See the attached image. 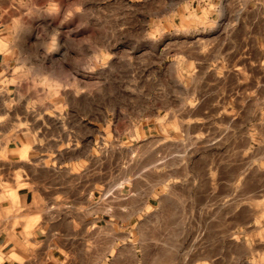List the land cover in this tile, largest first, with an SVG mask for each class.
I'll list each match as a JSON object with an SVG mask.
<instances>
[{
    "label": "rangeland",
    "instance_id": "374dc122",
    "mask_svg": "<svg viewBox=\"0 0 264 264\" xmlns=\"http://www.w3.org/2000/svg\"><path fill=\"white\" fill-rule=\"evenodd\" d=\"M0 60V137L94 181L63 264H264V0H0ZM41 151L3 150L0 219Z\"/></svg>",
    "mask_w": 264,
    "mask_h": 264
},
{
    "label": "crops",
    "instance_id": "0c3cea01",
    "mask_svg": "<svg viewBox=\"0 0 264 264\" xmlns=\"http://www.w3.org/2000/svg\"><path fill=\"white\" fill-rule=\"evenodd\" d=\"M1 64L0 60V69ZM12 143L13 146H11ZM48 143L60 144L62 140L55 138L54 141ZM34 144L35 141L32 139L21 141L16 138L0 137V163L4 160L2 157L4 149L6 153H13L8 159L20 161L21 159L16 156L18 149L30 148L41 151V148H35ZM11 148L12 151H10ZM15 149L17 150L15 151ZM60 150L55 148L54 152H47L42 149L40 152L43 154L40 157L43 161L41 170L46 173L20 174V182L23 185L16 189L18 202L13 206L10 205L14 209L12 214L0 219V223L5 225L0 227V256L2 257L0 264H63L67 255L74 256V252L65 241V239L72 240L74 238V230H66L62 224L64 219H68L73 225L77 223L78 217L65 218V213L62 210L92 206L94 203V181L87 178L85 187L79 189L77 186L78 176L86 172L74 168L78 158L72 156L73 153L69 157L63 158L64 153ZM47 161L48 163H46ZM64 162L68 164L65 167L67 176L72 178L68 183L74 185L72 191L66 190L63 182L55 178L56 172L62 171ZM81 219L84 225L94 220L89 216L81 217ZM36 237H39V242L44 241L45 245L32 249L27 245V241L31 243L38 241ZM36 256L39 257L38 260L35 259Z\"/></svg>",
    "mask_w": 264,
    "mask_h": 264
}]
</instances>
